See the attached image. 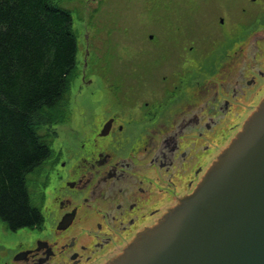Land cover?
Wrapping results in <instances>:
<instances>
[{"label": "flooded vegetation", "instance_id": "1", "mask_svg": "<svg viewBox=\"0 0 264 264\" xmlns=\"http://www.w3.org/2000/svg\"><path fill=\"white\" fill-rule=\"evenodd\" d=\"M213 1L195 26L162 17L151 47L117 54V77L101 64L113 104L47 161L49 225L44 214L34 238L0 242V264H107L194 192L264 100V0ZM90 37L85 74L105 56Z\"/></svg>", "mask_w": 264, "mask_h": 264}, {"label": "trees", "instance_id": "2", "mask_svg": "<svg viewBox=\"0 0 264 264\" xmlns=\"http://www.w3.org/2000/svg\"><path fill=\"white\" fill-rule=\"evenodd\" d=\"M73 16L54 0H0V220L11 231L45 221L28 177L54 154L45 127L71 112L79 50Z\"/></svg>", "mask_w": 264, "mask_h": 264}, {"label": "water", "instance_id": "3", "mask_svg": "<svg viewBox=\"0 0 264 264\" xmlns=\"http://www.w3.org/2000/svg\"><path fill=\"white\" fill-rule=\"evenodd\" d=\"M107 264H264V100L194 192Z\"/></svg>", "mask_w": 264, "mask_h": 264}, {"label": "rangeland", "instance_id": "4", "mask_svg": "<svg viewBox=\"0 0 264 264\" xmlns=\"http://www.w3.org/2000/svg\"><path fill=\"white\" fill-rule=\"evenodd\" d=\"M69 8L74 13V27L78 32V71L71 82L70 115L64 122L46 126L45 132L52 133L51 144L54 153L60 146L68 147L70 133L74 127H86L89 118L100 117L104 109V102L113 104L112 89L110 90L103 79L101 64H108L109 74L117 77L119 62L117 54H130L134 48L147 49L154 41L150 35L155 31L165 30L162 17L183 15L190 17L194 26L200 22V8L204 15L211 14L215 7L213 0H54ZM217 1V0H216ZM228 1V0H225ZM194 17V18H193ZM162 18V20H160ZM161 30H159V28ZM158 28V29H156ZM89 32L98 54L103 55L98 63L90 62L88 73L84 71L86 55V34ZM161 36V35H160ZM142 52H145L142 50ZM92 59V57H91ZM93 64H98L93 66ZM200 70V63L192 67ZM119 70V72H118ZM88 82L84 81V77ZM104 115V114H103ZM50 165L46 162L39 170L28 177L32 198L41 204L49 225L48 206L57 185V174L50 172ZM49 217V219H48ZM24 228L12 233L0 220V242L7 245L15 244L24 239L34 238V232Z\"/></svg>", "mask_w": 264, "mask_h": 264}]
</instances>
